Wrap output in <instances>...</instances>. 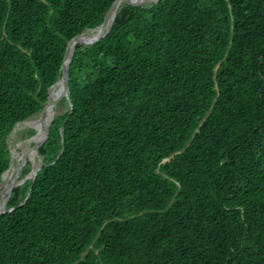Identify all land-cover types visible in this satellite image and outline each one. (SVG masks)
<instances>
[{"label":"trees","instance_id":"obj_1","mask_svg":"<svg viewBox=\"0 0 264 264\" xmlns=\"http://www.w3.org/2000/svg\"><path fill=\"white\" fill-rule=\"evenodd\" d=\"M116 1L0 0V185L16 125ZM69 87L0 214V264H264V0L123 3Z\"/></svg>","mask_w":264,"mask_h":264},{"label":"water","instance_id":"obj_2","mask_svg":"<svg viewBox=\"0 0 264 264\" xmlns=\"http://www.w3.org/2000/svg\"><path fill=\"white\" fill-rule=\"evenodd\" d=\"M160 0H118L115 2V4L112 6V8L110 9L109 13L107 14L104 23L97 29L94 30H88L89 32H94L97 31V34L90 39L87 38H82L83 35L85 34H81L79 36H77L76 38H74L68 45L66 53H65V57H64V63L62 66V70H63V74L62 77L59 79V81L53 86V88H55L56 86L61 84V88L57 90V92L53 95L52 91L49 94V98H48V103H47V107L46 110L43 114V116L40 118V120L43 121L42 127L40 128L39 131H36V134L34 137H32L30 140H28L31 143H34V151L32 153V171L31 173L24 179L22 180H17L14 184L11 185L10 191L8 193V197L5 200V203L3 204L2 208H0V214L4 213L6 211V207L9 203V200L12 196L13 190L18 187L21 186L22 184H24L27 180L31 179V178H35L36 175L38 174V172L43 168V161L41 160L40 162V166H38L36 164V157H40L39 155V147L45 137V135L47 134L49 128L51 127V124L54 120V116H55V112H54V105L56 104L57 100L62 96V95H66L67 97H69V83H70V65L74 56V52H75V47L77 44L79 43H94V42H98L100 40H102L103 38L107 37L108 34L111 32L113 25H114V21L116 18V14H117V10L118 8L123 4V3H132V2H137L140 4H147V3H157ZM113 15L112 17V23L110 25L109 28H107V22L110 19V17ZM52 88V90H53ZM27 123V122H25ZM18 125L15 127V129L12 132V135L16 132ZM12 153V152H11ZM29 155V154H28ZM166 161V160H165ZM14 165V159L12 156V162L10 165L9 170L12 168V166ZM8 170V171H9ZM22 170V169H21ZM7 171V172H8ZM5 172L2 175L1 178V182H3V178L4 175L7 173ZM20 177L21 176V171L19 172V174L16 177Z\"/></svg>","mask_w":264,"mask_h":264},{"label":"bare ground","instance_id":"obj_3","mask_svg":"<svg viewBox=\"0 0 264 264\" xmlns=\"http://www.w3.org/2000/svg\"><path fill=\"white\" fill-rule=\"evenodd\" d=\"M114 14H112V16L110 17V19L107 22V28L110 27L111 23H112V17ZM97 34V31L94 32H87L83 35V39L87 38H93L95 35ZM61 88V84L56 86L55 88H53L52 90V94L54 95L58 89ZM43 121L39 120V118L37 120H33V121H28L27 123H24L22 125H19L17 128V131L20 130L23 127H29L31 129H36V130H40V128L42 127ZM14 157V165L12 166V168L9 170L8 173H10L9 178L7 179V181L5 182V191H1L0 192V199L1 200V204H0V208H2L3 204L5 203L6 198L8 197V193L10 191L11 185L14 184L17 180H19V176L16 177L19 172L21 171V166L24 163V161L26 160V156H27V150L26 148L23 149L22 145H17L16 146V151L13 155ZM38 166H40V161L37 163Z\"/></svg>","mask_w":264,"mask_h":264},{"label":"rangeland","instance_id":"obj_4","mask_svg":"<svg viewBox=\"0 0 264 264\" xmlns=\"http://www.w3.org/2000/svg\"><path fill=\"white\" fill-rule=\"evenodd\" d=\"M28 130H32L31 128L29 127H23L21 128L20 130L16 131L13 135L11 134L9 139H8V142H9V145L13 151V155L16 151V146L18 145H22L23 146V149L26 148L27 150V159H28V156L32 155L33 151H34V144L29 142L28 140H30L32 137H34L35 134H33L32 136L29 134V131ZM24 131H27V132H24ZM21 132H24V133H21ZM22 135V136H21ZM15 149V150H14ZM29 154V155H28ZM14 157V156H13ZM14 159V158H13ZM39 162V161H38ZM37 162V163H38ZM36 163V164H37ZM1 191H5V185L4 184H1L0 185V192ZM1 200L0 199V204H1Z\"/></svg>","mask_w":264,"mask_h":264},{"label":"clouds","instance_id":"obj_5","mask_svg":"<svg viewBox=\"0 0 264 264\" xmlns=\"http://www.w3.org/2000/svg\"><path fill=\"white\" fill-rule=\"evenodd\" d=\"M87 32H89V31H86L85 33H87ZM84 34V33H83ZM53 88V87H52ZM51 91H52V89H51ZM50 91V92H51ZM55 106V105H54ZM54 112H55V114H56V111H55V108H54ZM41 118V117H40ZM40 118H39V120H40ZM54 118H55V116H54ZM54 121V120H53ZM26 122H28V121H26ZM25 122H23V123H20V124H17L18 126L19 125H22V124H24ZM53 123V122H52ZM16 125V126H17ZM52 125V124H51ZM18 128V127H17ZM32 130H34V129H32ZM17 131V130H16ZM35 132H36V130H34ZM36 134V133H35ZM35 136V135H34ZM34 144V143H33ZM35 145V144H34ZM9 147H10V145H9ZM10 150H11V156H13V151H12V149H11V147H10ZM40 155V154H39ZM29 157H31V160H32V155H30V156H28V159H29ZM28 159H27V161H26V163L24 164V166L22 167V170H21V176L19 177V180H22V179H24V178H22V171H23V169L25 168V166L27 165V163H28ZM41 160L43 161V158L40 156V157H36V163L38 162V161H40L41 162ZM169 159H166V161H168ZM165 160L163 161V162H166ZM44 162V161H43ZM28 176V175H27ZM26 176V177H27ZM2 184V183H1Z\"/></svg>","mask_w":264,"mask_h":264}]
</instances>
